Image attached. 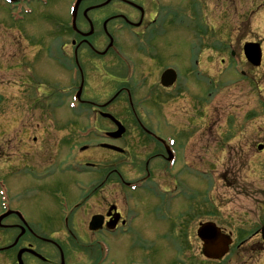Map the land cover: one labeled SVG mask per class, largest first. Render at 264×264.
I'll list each match as a JSON object with an SVG mask.
<instances>
[{
    "label": "rangeland",
    "instance_id": "rangeland-1",
    "mask_svg": "<svg viewBox=\"0 0 264 264\" xmlns=\"http://www.w3.org/2000/svg\"><path fill=\"white\" fill-rule=\"evenodd\" d=\"M70 3L71 0H50L51 8L46 6V12L41 6L26 4L24 7L32 12L22 24L15 20L9 23L10 18L22 13H7V7H0V182L8 184L7 196L11 206L21 209L26 222L32 226L43 224L46 216L55 218L61 213L59 208L63 201L69 204L68 210L69 207L70 210L74 208L77 202L72 201L69 193L74 183L81 185L83 192L89 191L90 181L86 174L68 170L61 172L60 169H65L71 161L105 160L107 156L103 152H98L99 155L86 152L88 157L85 153L78 155L76 160L72 157L73 143H76L74 149L79 154L78 147L95 145L98 139L95 134L85 137V133L93 130L92 126L87 124V131L84 128L80 130L86 125L84 118L92 120L85 115L87 111H80L78 118L80 105L72 111L66 107L70 94L79 88L71 66L67 68L64 65V60L70 62L72 59L70 42L73 37H57L59 23L55 26L48 24V17L67 19ZM171 4L176 11L179 21L176 27L179 28L172 33L169 29L168 33L176 34L180 41L173 39L168 50L184 53L189 44L194 48L192 50L197 51L200 67L209 68L212 77L209 85L210 121L208 125L205 123L200 135L199 129L195 132L193 163L183 162L182 152L187 148L188 138L187 135L181 136L184 127L180 120L183 119L166 117L152 123L158 137L168 134L176 142L174 151L178 160L172 174L176 178L174 184L180 188L166 199H160L159 203L139 190L129 202L138 216L131 233L120 236L117 233L115 237L102 234L99 237L108 245V261L113 260L116 264H189V259L193 264H264V244L259 235L252 236L264 220V0H174ZM122 6L121 2L114 0L105 11L112 12V9ZM131 32L132 29L115 27L120 46L132 52L130 56L135 66L132 76L138 86L140 68L148 62L134 51ZM189 35L201 37L189 38ZM203 40L208 41L209 47L203 46ZM244 41L261 43L263 55L260 66L252 67L241 58ZM49 46L54 47L52 56L57 55L58 47L63 59H51L47 54ZM230 50H234L236 59L241 60L238 63L241 67L237 70L244 71V76L233 71L236 63L228 60ZM86 54L82 52L85 68L89 71L90 83H94L92 70L95 60L87 58ZM110 62V58L105 59L106 64ZM194 81L192 90L196 94L203 88L197 84L198 79ZM147 83L150 85V80ZM108 88L104 86L94 90L84 86L81 90L83 100L90 96L92 100L102 101ZM94 91L99 93L96 97ZM111 110L129 129L126 139L129 145L130 138L134 137L133 116L123 103ZM102 124L99 127L105 129L106 120ZM189 124L195 126L192 121ZM94 126L98 128L96 121ZM79 130L82 131L79 140L63 141L65 134L77 137ZM259 144L262 145L260 152ZM132 148L139 150L140 145L132 143ZM46 163L54 169L44 179ZM128 163L132 170L139 166L134 156ZM118 170L128 178L121 169ZM140 197H144L143 200ZM166 205L175 206L180 227L184 224L183 228L187 229V233L185 230L180 232L187 236V245L188 237L191 242L190 250H185V255L180 258L178 238L165 231L157 233L161 229L155 228L162 220L158 216L165 214ZM83 214L78 211L73 219ZM89 215L75 220L79 222L77 229L80 222L87 223ZM206 220L215 221L224 231H230L234 243L242 239L247 242L242 246H232L230 253L219 262L204 260L196 229L199 222ZM6 222L11 221L8 219L3 223ZM171 224H176V220L171 218ZM78 232L87 243L93 240L92 234L82 233L81 229ZM52 236L71 252V257L66 253L65 264H92L84 253L82 259L74 256L76 241H72L71 236L61 232ZM97 248L100 249L99 246ZM51 256L56 257L57 254L52 253ZM6 263L3 259L2 264Z\"/></svg>",
    "mask_w": 264,
    "mask_h": 264
},
{
    "label": "flooded vegetation",
    "instance_id": "flooded-vegetation-1",
    "mask_svg": "<svg viewBox=\"0 0 264 264\" xmlns=\"http://www.w3.org/2000/svg\"><path fill=\"white\" fill-rule=\"evenodd\" d=\"M24 1L25 0H11L14 6L24 3ZM103 1L105 0H84L81 2L78 9L77 16L79 15V17H77V22L88 28L80 30L82 32H86L91 29L90 22L93 27V33L87 38L90 43L85 42V45L91 49L93 48V45H97L98 43L93 39L91 40L92 37H98L102 43L105 41L106 37L108 38V33H110L109 23L112 21V19L120 18L122 23H126L123 17L116 16L120 13H111L109 11H105L109 3L106 6L97 8L98 10L95 9L97 10L96 16L89 18L86 17L90 11L86 15L83 14L84 9L98 4L100 5V3ZM153 1L154 5L156 6L155 8L157 9V6L160 2L159 0H144L141 3L140 6H142L144 9L142 15L144 19H146L145 17H148L152 14L150 12L151 9L149 8H152ZM4 2V0H0V7L3 8L4 5H6L3 4ZM136 11L139 12L140 16V11L136 8L133 9L132 13L135 14ZM170 13L171 12H169V14ZM163 14H165V12H163L161 15ZM114 16H116V18H114ZM154 16H156V13ZM111 17L113 18L110 19ZM63 19L64 18H62V20ZM106 20L108 21L106 25H104ZM148 21L153 22L154 19L151 17V19ZM76 34L79 36L78 41H80L81 45H83L82 41H84V37L80 33ZM153 37L157 38V41H166L163 40V38L166 37L164 35L158 34L153 35ZM164 47L165 44L158 46L153 51H149L152 53L151 58L154 57L155 61L159 63V67L155 68L153 72H148L147 75L144 76L145 81L141 83V91L139 94L140 103L143 105V107H148L147 109H152L154 107L155 117L157 120L164 119L166 117L171 118L175 113L181 112L182 114L187 115L183 120H180L183 123L182 127L189 128L191 126L189 123L192 121L194 125L204 128L205 123L208 125L210 121L209 74L205 73L204 76L199 79L204 88L202 87L203 89L195 94L192 90L193 83L195 82L194 66L189 65L185 55L181 56V59H179L177 55V61L174 63L171 62L169 59H172V54H166L171 51L164 50ZM173 53L177 52L173 51ZM176 64H178V66ZM169 66L177 67V77L175 83L172 86L164 87L160 84V78L163 70ZM150 68L153 69L152 67ZM147 76L152 77L150 85H153V87L151 88H149L147 85ZM124 81H126V79H124ZM125 84L117 87L115 92L119 91V95L124 93L127 103L130 105L132 100L131 93L130 89L128 88L129 85ZM97 108H99V106H97ZM96 112H98V110ZM148 120V115L145 113H142L143 122L140 119L136 120L137 125L139 126V133L141 134V137H143L146 143L149 145V150H145L144 153L145 159H143L139 163V166L136 167V170L139 169L142 171L139 179L130 177V173L128 174V172H130L129 169L122 168V164L115 161L114 153L110 154L106 162L99 163L103 165L104 168H97L95 164H91L93 165L91 168V173L99 175V172L104 171L103 177L96 176L92 178V180H101V183L93 189V192L97 190L103 192V186L106 185V191L108 193V199L103 198L101 202L99 201L98 211L95 213L102 217L101 222H103L102 227L98 230V232L107 230L130 231L132 223L135 219L131 221L129 220V216L136 214L137 212L135 209L131 208L132 206L129 205V202L132 199L129 190L130 184H141L142 187L138 189V191L142 190L146 196L150 195L152 198L154 197L153 199L158 203L160 199H166L171 192L178 188V185L176 186L174 184L176 183V178H174V175L172 174L173 169H168L170 155L168 153V148L165 141L161 139L164 136H155L150 129L146 128ZM209 134L210 132H208V137L210 136ZM165 136L170 135L167 134ZM127 154L129 155V151H127ZM125 157H127L126 154ZM176 159L178 160V157H176ZM86 165L88 164L86 163ZM118 169L123 171L124 176L127 177L128 175V178H124ZM147 184H154L156 186L157 190H155V194H153L152 189L146 188ZM76 196L77 195L75 194L74 197ZM89 196H93V194H90ZM143 198L144 197H140V200H143ZM9 209L6 214L8 216L5 218H7V220L9 219L11 222L3 223L2 221L5 218L0 220V262L2 263L3 259H9L10 263L16 264L15 259L17 257L18 251L22 248H27L34 249L44 258H38L32 254L30 255L29 252L24 251L22 253L24 264H60V259L57 261L56 257L51 256V250H53L52 253L58 252L59 255L63 252L65 258L66 253L63 247L60 246L61 244L59 241H55L44 234H53L57 232L72 233V227H68L67 221L65 220V222L61 224L60 218L57 221L56 217L53 219L50 217H45L43 224L32 226L26 222L25 224L23 220H21L20 217L15 214L14 210H16V208L12 209V207H10ZM161 214H163V212ZM158 217L162 220L156 224L155 228H160L167 233L175 234L177 238L179 234H181L183 239H187V236L180 232L175 206L171 207L166 205L165 214ZM171 218L176 220V224H171ZM82 225L83 223L81 224V227ZM184 230L187 233V229L183 228V231ZM189 244H191V242L189 241L188 237V245Z\"/></svg>",
    "mask_w": 264,
    "mask_h": 264
},
{
    "label": "water",
    "instance_id": "water-1",
    "mask_svg": "<svg viewBox=\"0 0 264 264\" xmlns=\"http://www.w3.org/2000/svg\"><path fill=\"white\" fill-rule=\"evenodd\" d=\"M80 0H78L79 2ZM249 60L254 64L258 65L260 63V48L259 45L254 43H248L244 47ZM118 124V123H117ZM119 125V124H118ZM120 127V126H119ZM121 127L119 131L115 134L119 136L123 132ZM261 148V147H259ZM95 219L92 220L90 228H93ZM197 234L199 238L203 241V254L208 258H220L227 252L230 239L228 236L219 233V229L213 223L202 224L198 230ZM262 239L264 240V223L261 229Z\"/></svg>",
    "mask_w": 264,
    "mask_h": 264
}]
</instances>
